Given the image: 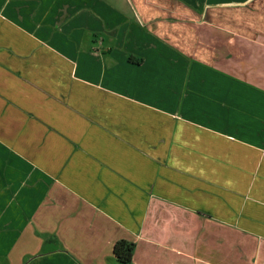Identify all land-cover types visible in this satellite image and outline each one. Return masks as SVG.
Listing matches in <instances>:
<instances>
[{
	"label": "crops",
	"instance_id": "crops-1",
	"mask_svg": "<svg viewBox=\"0 0 264 264\" xmlns=\"http://www.w3.org/2000/svg\"><path fill=\"white\" fill-rule=\"evenodd\" d=\"M119 240L264 264V0H0V255Z\"/></svg>",
	"mask_w": 264,
	"mask_h": 264
},
{
	"label": "trees",
	"instance_id": "trees-1",
	"mask_svg": "<svg viewBox=\"0 0 264 264\" xmlns=\"http://www.w3.org/2000/svg\"><path fill=\"white\" fill-rule=\"evenodd\" d=\"M136 244L128 240H119L114 245V256L118 264H131Z\"/></svg>",
	"mask_w": 264,
	"mask_h": 264
},
{
	"label": "rangeland",
	"instance_id": "rangeland-1",
	"mask_svg": "<svg viewBox=\"0 0 264 264\" xmlns=\"http://www.w3.org/2000/svg\"><path fill=\"white\" fill-rule=\"evenodd\" d=\"M2 253H4L3 250H2ZM31 258H32L31 255H24L23 256V262H28ZM10 262H11V258L9 257V255H7V254H5V255L1 254L0 255V264H10Z\"/></svg>",
	"mask_w": 264,
	"mask_h": 264
}]
</instances>
